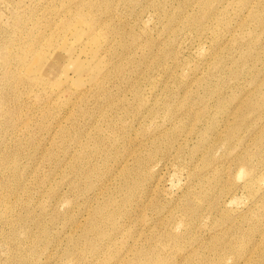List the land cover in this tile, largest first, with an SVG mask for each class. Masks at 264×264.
<instances>
[{
	"label": "rangeland",
	"instance_id": "rangeland-1",
	"mask_svg": "<svg viewBox=\"0 0 264 264\" xmlns=\"http://www.w3.org/2000/svg\"><path fill=\"white\" fill-rule=\"evenodd\" d=\"M0 264H264V0H0Z\"/></svg>",
	"mask_w": 264,
	"mask_h": 264
},
{
	"label": "bare ground",
	"instance_id": "bare-ground-1",
	"mask_svg": "<svg viewBox=\"0 0 264 264\" xmlns=\"http://www.w3.org/2000/svg\"><path fill=\"white\" fill-rule=\"evenodd\" d=\"M72 36V35H71ZM70 37V36H69ZM77 44V43H76ZM64 45V44H63ZM64 47V46H63ZM64 52H66V51H64ZM75 53V52H74ZM66 55H67V53H65ZM65 56V55H64ZM85 56V55H84ZM62 57V56H61ZM67 59V58H66ZM68 59H70V60H74L75 59V56H73V55H70L69 56V58ZM62 60V59H61ZM55 62H58V61H55ZM58 63H60V62H58ZM57 63V64H58ZM56 64V65H57ZM54 65V64H53ZM63 65V63H61V66ZM58 66V65H57ZM65 66L66 65H63V69H65ZM55 67V66H54ZM56 68V67H55ZM58 68V67H57ZM59 68H60V66H59ZM88 68V65H87V63L84 61V60H81V59H75L74 60V62H73V70H74V72H77V73H82L83 71H85L86 69ZM47 69V68H46ZM50 69V68H49ZM91 69V68H90ZM59 70H61V68L60 69H58V71ZM57 71V72H58ZM53 72H55V70H53ZM47 73V72H46ZM49 73V72H48ZM57 74V73H56ZM48 75V74H47ZM55 75V74H54ZM51 76V75H50ZM56 76V75H55ZM55 76H54V78H55ZM82 76V75H81ZM45 77H46V74H45ZM63 78V77H62ZM49 79H50V77H49ZM57 84V83H56ZM59 84V83H58ZM72 88V87H71ZM66 89V88H65ZM60 91V90H59Z\"/></svg>",
	"mask_w": 264,
	"mask_h": 264
}]
</instances>
